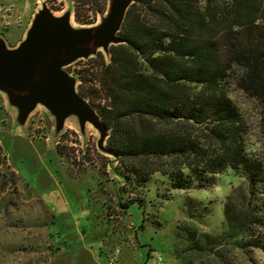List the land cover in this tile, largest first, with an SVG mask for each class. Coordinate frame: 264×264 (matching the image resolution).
<instances>
[{"label": "trees", "instance_id": "obj_1", "mask_svg": "<svg viewBox=\"0 0 264 264\" xmlns=\"http://www.w3.org/2000/svg\"><path fill=\"white\" fill-rule=\"evenodd\" d=\"M132 1L123 44L110 48L108 63L100 54L91 60L94 74L78 73L79 94L109 130L106 148L124 179L119 193L156 173L172 189H205L230 169L242 186L225 200L221 236L197 234L185 221L176 235L191 254L225 240L264 252V160L246 150L243 122L223 89L232 80L257 104L264 132V0ZM95 5L93 14H103L107 0Z\"/></svg>", "mask_w": 264, "mask_h": 264}, {"label": "rangeland", "instance_id": "obj_2", "mask_svg": "<svg viewBox=\"0 0 264 264\" xmlns=\"http://www.w3.org/2000/svg\"><path fill=\"white\" fill-rule=\"evenodd\" d=\"M96 1L77 0L76 20L72 0H0V39L16 46L42 3L55 16L70 13L73 28L95 26L101 19L90 10ZM96 55L65 71L75 79L94 74ZM223 89L243 122L246 150L264 160L257 104L232 80ZM97 139L90 125L80 133L75 121L55 134L54 120L41 106L19 127L16 110L0 93V264H155L157 257L162 264H264V252L240 250L227 240L191 254L176 235L185 221L197 234L221 236L225 200L242 186L230 169L212 176L205 189H172L156 173L143 187L129 181L119 193L123 183L111 173V157L96 148Z\"/></svg>", "mask_w": 264, "mask_h": 264}, {"label": "water", "instance_id": "obj_3", "mask_svg": "<svg viewBox=\"0 0 264 264\" xmlns=\"http://www.w3.org/2000/svg\"><path fill=\"white\" fill-rule=\"evenodd\" d=\"M132 0H107L99 23L92 27L73 28L71 14L55 16L42 3L34 15L24 38L14 47L0 39V93L16 110V122L24 127L29 115L41 106L54 120L55 134L68 121H75L80 133L90 125L98 134L96 148L111 157L108 166L117 174V159L106 148L109 130L97 111L76 88L78 77L70 76L65 68L102 51L110 57V48L123 44L119 31ZM74 15V9H73Z\"/></svg>", "mask_w": 264, "mask_h": 264}, {"label": "built area", "instance_id": "obj_4", "mask_svg": "<svg viewBox=\"0 0 264 264\" xmlns=\"http://www.w3.org/2000/svg\"><path fill=\"white\" fill-rule=\"evenodd\" d=\"M119 251H115V254H118ZM109 264H112V263H109ZM155 264H162V260H161V257H157V259L155 260Z\"/></svg>", "mask_w": 264, "mask_h": 264}, {"label": "crops", "instance_id": "obj_5", "mask_svg": "<svg viewBox=\"0 0 264 264\" xmlns=\"http://www.w3.org/2000/svg\"><path fill=\"white\" fill-rule=\"evenodd\" d=\"M147 257H148V255H147Z\"/></svg>", "mask_w": 264, "mask_h": 264}]
</instances>
